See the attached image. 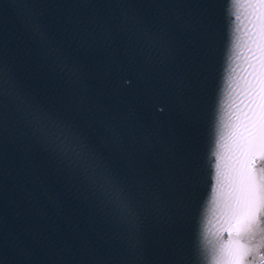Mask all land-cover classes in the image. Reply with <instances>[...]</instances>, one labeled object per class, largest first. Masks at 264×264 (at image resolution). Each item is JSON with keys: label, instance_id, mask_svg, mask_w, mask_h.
<instances>
[{"label": "water", "instance_id": "obj_1", "mask_svg": "<svg viewBox=\"0 0 264 264\" xmlns=\"http://www.w3.org/2000/svg\"><path fill=\"white\" fill-rule=\"evenodd\" d=\"M254 2L0 0V264H208Z\"/></svg>", "mask_w": 264, "mask_h": 264}, {"label": "snow or ice", "instance_id": "obj_2", "mask_svg": "<svg viewBox=\"0 0 264 264\" xmlns=\"http://www.w3.org/2000/svg\"><path fill=\"white\" fill-rule=\"evenodd\" d=\"M245 7L253 9L264 38V12L259 11L264 9V0H255ZM260 52L264 56V47ZM260 67L264 69V60ZM248 95V111L243 113V120L237 117L238 123L228 133L232 163L227 171L217 166V199L230 238L210 242L208 264H254L257 258L264 260V72ZM258 157L262 161L259 170Z\"/></svg>", "mask_w": 264, "mask_h": 264}, {"label": "rangeland", "instance_id": "obj_3", "mask_svg": "<svg viewBox=\"0 0 264 264\" xmlns=\"http://www.w3.org/2000/svg\"><path fill=\"white\" fill-rule=\"evenodd\" d=\"M262 264H264V262Z\"/></svg>", "mask_w": 264, "mask_h": 264}]
</instances>
